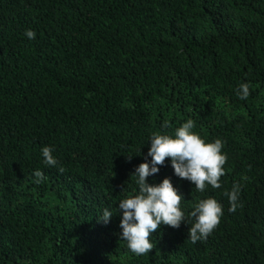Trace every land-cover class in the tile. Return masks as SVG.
I'll use <instances>...</instances> for the list:
<instances>
[{"label": "trees", "instance_id": "1", "mask_svg": "<svg viewBox=\"0 0 264 264\" xmlns=\"http://www.w3.org/2000/svg\"><path fill=\"white\" fill-rule=\"evenodd\" d=\"M188 118L224 142L221 188L197 191L170 158L147 182L170 178L189 224L200 199L224 214L196 243L187 222L161 224L136 255L118 202L138 191L150 134ZM0 264H264V0H0Z\"/></svg>", "mask_w": 264, "mask_h": 264}, {"label": "clouds", "instance_id": "2", "mask_svg": "<svg viewBox=\"0 0 264 264\" xmlns=\"http://www.w3.org/2000/svg\"><path fill=\"white\" fill-rule=\"evenodd\" d=\"M27 39L36 38V32L26 29ZM250 83L242 82L236 89L240 100H247L250 95ZM162 127H167L165 123ZM195 122L188 118L174 134L153 132L149 136L150 147L144 156V163L135 168L134 177L137 193L122 198L118 202L117 211L120 214L121 229L119 237L126 242L130 252L136 255L149 253L153 245L150 241L152 233L161 224L172 228H179L185 220L184 212L180 208L183 195L173 186L170 178H164L160 183L147 182L148 177L157 175L159 166H163L166 158H170V165L174 175L189 181L197 191L203 192L207 186L221 188L220 178L225 175L224 165L228 159L222 152L224 142L217 138L212 142H205L194 131ZM51 146L41 147L42 164L46 167H58V160L53 155ZM150 158V159H149ZM63 171L62 167H58ZM35 183H42L46 177L43 171L33 172ZM242 184L233 183L230 191L224 193L229 202V212H235L239 205ZM223 206L213 197L200 199L189 213L191 223L188 239L196 243L206 239L219 224L223 216ZM112 212L105 208L98 220L107 224Z\"/></svg>", "mask_w": 264, "mask_h": 264}]
</instances>
